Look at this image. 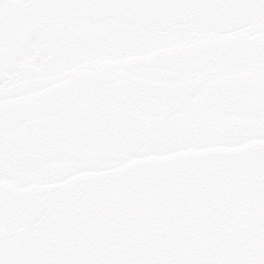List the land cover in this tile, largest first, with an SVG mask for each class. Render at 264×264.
<instances>
[{
    "label": "flooded vegetation",
    "instance_id": "af4514ba",
    "mask_svg": "<svg viewBox=\"0 0 264 264\" xmlns=\"http://www.w3.org/2000/svg\"><path fill=\"white\" fill-rule=\"evenodd\" d=\"M179 140L264 142V0H0V231L35 225L48 188L163 157L111 146ZM25 242L0 236V262Z\"/></svg>",
    "mask_w": 264,
    "mask_h": 264
},
{
    "label": "water",
    "instance_id": "95a60500",
    "mask_svg": "<svg viewBox=\"0 0 264 264\" xmlns=\"http://www.w3.org/2000/svg\"><path fill=\"white\" fill-rule=\"evenodd\" d=\"M42 197L35 225L0 231L26 241L0 264H264V142L136 160Z\"/></svg>",
    "mask_w": 264,
    "mask_h": 264
},
{
    "label": "rangeland",
    "instance_id": "374dc122",
    "mask_svg": "<svg viewBox=\"0 0 264 264\" xmlns=\"http://www.w3.org/2000/svg\"><path fill=\"white\" fill-rule=\"evenodd\" d=\"M163 147H155V150L152 152L147 151V149H144L142 147H134L130 145H122V146H111V148H108L106 153H117L122 156L120 159L121 161H117V164H123L125 161H129L131 159H134L135 157H147L149 153L155 154L158 156H164L167 153H175L178 152L177 150H181L185 147L188 143L186 141L179 140L178 142H167ZM98 151V149H94ZM103 151V149H102Z\"/></svg>",
    "mask_w": 264,
    "mask_h": 264
}]
</instances>
